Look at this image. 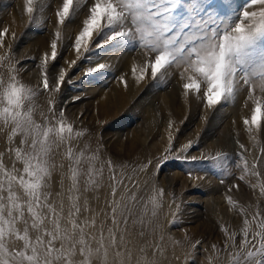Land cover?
I'll use <instances>...</instances> for the list:
<instances>
[{
  "label": "rangeland",
  "instance_id": "obj_1",
  "mask_svg": "<svg viewBox=\"0 0 264 264\" xmlns=\"http://www.w3.org/2000/svg\"><path fill=\"white\" fill-rule=\"evenodd\" d=\"M95 2L73 0L59 25L63 0H34L31 15L22 0H0L2 40L15 14L25 23L7 37V65L0 62V84L11 69L19 89L0 125V264H264V61L236 65L233 95L209 109L221 89L203 80L200 88L195 58L152 79L155 64L145 65L158 58L134 34L110 39L120 25L78 54L74 36ZM217 6L218 18L197 20L206 30L188 35L207 37L204 48L219 54L225 29L232 34L244 11L264 8L254 0ZM46 40L57 44L54 62L35 53ZM256 47L264 50V37ZM136 61L146 75L140 85L131 81ZM124 82L129 103L120 113L108 98ZM241 114L252 127V153L226 125Z\"/></svg>",
  "mask_w": 264,
  "mask_h": 264
},
{
  "label": "snow or ice",
  "instance_id": "obj_2",
  "mask_svg": "<svg viewBox=\"0 0 264 264\" xmlns=\"http://www.w3.org/2000/svg\"><path fill=\"white\" fill-rule=\"evenodd\" d=\"M254 2L264 8V0H254ZM33 3L34 0H26V12L29 15L34 12ZM224 3L226 4V2ZM72 5L73 0H63L62 7L55 11L59 25H64L70 17ZM117 5L124 9L123 15L121 7ZM105 10L108 13L107 25L103 15ZM125 17L130 18L133 31H126L125 26L128 25V20ZM213 17L218 18L217 0H115V2L113 0H96L95 4L90 7L89 15L83 21L82 30L75 39L74 48L78 54L81 49L86 53L89 50L93 33L97 35L104 28L120 25L123 30L117 31L110 39L134 34L139 40V46H143L158 58L159 63L154 61L145 65V68L152 69L155 64L156 72L152 75V79H155L159 73L166 75L168 71L173 70L174 65L183 67L186 56L188 61L195 58L196 64L201 66L196 69L201 77L197 81L200 88L201 80H203L206 82V88H213L215 85L221 89L216 102L207 104L205 97L207 107L212 109L233 95L237 87L236 77L239 75L236 72V65L243 66L257 58L264 61V50L257 51L256 47L257 41L264 37V12L244 11L240 23L231 29L232 34H228V29H225V44L219 54L211 48L207 50L204 48L203 42L207 37L192 38L188 35L189 29H193V32L206 30L201 27V24L196 23L197 20L206 22ZM210 27L212 35L215 37L219 30L215 28L214 24ZM56 36L59 38L60 33L57 32ZM197 44H200L199 48L196 46ZM51 48L54 53L58 54L55 42L51 44ZM55 60V55H53L51 61ZM170 65L173 67L170 68ZM104 67L105 65L99 66L100 69ZM218 67L219 72H217ZM46 75L49 76L48 71ZM66 76L67 73L61 76L57 91L62 87ZM136 79L137 82L143 80V74ZM193 91L200 93L196 90ZM67 127L72 129L70 124ZM61 131H63V127ZM187 147L192 148L191 144ZM159 166L160 163H158ZM49 247H51V242Z\"/></svg>",
  "mask_w": 264,
  "mask_h": 264
},
{
  "label": "bare ground",
  "instance_id": "obj_3",
  "mask_svg": "<svg viewBox=\"0 0 264 264\" xmlns=\"http://www.w3.org/2000/svg\"><path fill=\"white\" fill-rule=\"evenodd\" d=\"M22 5H21V9H22V11L24 12V11H26V0H22V3H21ZM26 15H28V14H26ZM14 23H12L11 24V26L9 27V32L7 33V37L10 39V34H12V33H15L17 30V28L18 27H20L22 24V27H24V25H25V23L22 21V18L19 16V14L17 13V14H15L14 15ZM11 20V19H10ZM56 21H57V17H56ZM57 26V25H56ZM82 30V28H79V30L77 29V34L74 36V38L76 39V37H77V35L79 34V32ZM95 33H93V35H92V38H91V41L95 38ZM5 38L4 40H2L1 38H0V62L2 61L4 64H5V62H7L6 60H5V56H7V54H8V51H9V49H11V43L8 41V38ZM54 41L53 40H46V41H41L37 46H36V48H35V53L36 54H40V56L42 55V56H44L46 59L45 60H47L48 62H50V60H51V57L53 56V55H55V57H56V53H54V51H53V49L51 48V44L53 43ZM81 51L83 52V49H81ZM9 56V55H8ZM7 56V57H8ZM6 57V58H7ZM24 57H26L24 54L22 55V57L21 58H24ZM5 61V62H4ZM74 62H75V60H74ZM137 62V61H136ZM7 65V63L5 64V66ZM130 65V64H129ZM131 66V65H130ZM8 67V66H7ZM6 67V68H7ZM9 68V67H8ZM132 69L134 70L135 69V71H131L130 72V74H131V81H133V83L134 84H137V85H140L141 83H143L144 81H145V79H146V75L144 74L145 72H143V70H142V68H141V66H140V64L137 62V63H132ZM10 70L11 69H9V71H7V69H6V72L4 71V68H3V71L9 76H11V74H10ZM143 74V76H144V79L143 80H141V81H139V82H137V79H136V77H139V76H141ZM3 76V75H2ZM9 76V77H10ZM127 76V75H126ZM6 78L5 79V81L6 82H4L3 84H0L1 86H0V125L2 124V123H5V120L4 119H6V118H8L10 115L8 114V111L6 110V109H4V105L5 104H9L10 105V103H11V106H13V104H15L14 102V100H15V96H16V92L19 90V89H17L16 88V85L13 83V79H12V77H11V79L10 78ZM2 78H4V77H2ZM32 77L30 76V75H26L25 76V78H24V80L27 82V80H32L31 79ZM33 80H36V79H33ZM34 82V81H33ZM135 87V86H134ZM18 93V92H17ZM17 97V96H16ZM108 98V97H107ZM109 100H110V104L114 107V108H116V110L118 111V112H120L121 113V111L122 110H124L125 109V107L128 105V103H129V101H128V90H127V87H126V82H124L123 84H121V86L120 87H118V88H115L110 94H109V98H108ZM107 103V101L106 102H102V104H101V106H104V104H106ZM42 105L44 106V100L42 101ZM42 106V107H43ZM36 107V106H35ZM37 108V107H36ZM35 108V109H36ZM49 108V107H48ZM107 108V107H106ZM42 108H41V103H39V110H41ZM45 111V110H44ZM33 112V111H32ZM37 112H38V110H37ZM40 113H43V112H40ZM34 115H36V113L34 114ZM41 114H39V115H36L35 117L37 118V119H40V118H42V116H40ZM246 116V115H245ZM245 116L243 115V114H241V115H238L235 119H233V120H230L229 118L227 119V123H226V125L227 126H231V127H233L234 128V130L236 129L237 131H240V133L243 135V137H244V143H245V146H246V149H247V151H254V149H255V146H254V144L251 142V140H249V138L247 137V135H251L252 137H254V135H253V133L251 132V129H252V127L250 126V124L248 123V121L246 120V118H245ZM11 117V116H10ZM31 117V116H30ZM34 117V116H33ZM33 117H32V119H33ZM47 117V116H46ZM31 119V120H32ZM9 120H12V119H8V121ZM30 120V121H31ZM4 121V122H3ZM43 121V120H42ZM46 121H47V119H46ZM45 121V122H46ZM10 122V121H9ZM8 122V123H9ZM34 122V121H33ZM33 122H32V124H33ZM30 124H31V122H29ZM28 123V124H29ZM35 123V122H34ZM28 124H27V126H28ZM4 125V124H3ZM25 125V124H24ZM36 126V125H35ZM35 126H33V127H35ZM36 128V127H35ZM31 130H33L34 131V128L32 129V128H30ZM38 129V128H37ZM36 129V130H37ZM24 130V129H23ZM35 130V131H36ZM39 130V129H38ZM34 131V132H35ZM24 134V133H23ZM32 135V134H31ZM1 136V135H0ZM21 137H22V135H21ZM2 138H3V136H2ZM255 139V138H254ZM1 141V140H0ZM4 142V141H3ZM2 142V143H3ZM43 142V141H42ZM1 143V144H2ZM38 143V142H37ZM0 144V145H1ZM39 144V143H38ZM4 145V144H3ZM31 145V144H30ZM29 145V146H30ZM40 145V144H39ZM44 145V144H43ZM2 147H4V146H2ZM26 147H27V145H26ZM42 147V146H41ZM38 148V147H37ZM39 148H40V146H39ZM39 148L37 149V150H39ZM1 149H3V148H0V150ZM33 149V148H32ZM31 149V150H32ZM36 149V148H35ZM92 149H94V147L92 148ZM43 150V149H42ZM94 151V152H93ZM92 151V153H90V154H92V156L95 154V150H93ZM1 152V151H0ZM34 152V151H33ZM32 152V153H33ZM38 153V152H37ZM252 153V152H251ZM41 154V153H40ZM25 155H27V154H25ZM29 155V154H28ZM27 155V156H28ZM32 155V154H31ZM34 155V154H33ZM91 156V157H92ZM37 157V156H36ZM39 158H40V156H39ZM95 158V157H94ZM36 159V158H35ZM30 160V159H29ZM33 160V159H32ZM39 160V159H38ZM42 160V159H41ZM90 160V159H89ZM36 161V160H35ZM34 161V162H35ZM40 161V160H39ZM36 163H38L39 165L40 164H42V161H41V163H39L38 161L36 162ZM37 164V165H38ZM38 165V166H39ZM40 167V166H39ZM43 167V166H42ZM44 167H46L45 165H44ZM41 168V167H40ZM40 168L38 169V170H40ZM44 169V168H43ZM45 171V174H46V169L44 170ZM40 172V171H39ZM38 173V172H37ZM36 173V174H37ZM41 173V172H40ZM39 174V173H38ZM44 174V173H43ZM43 174H41V175H43ZM45 174H44V176H45ZM35 175V174H34ZM40 175V174H39ZM36 176H38V175H36ZM43 176V177H44ZM88 176H90L89 174H88ZM88 176H87V178H88ZM32 177H34V176H32ZM41 177V176H40ZM38 178V177H37ZM47 178V177H46Z\"/></svg>",
  "mask_w": 264,
  "mask_h": 264
},
{
  "label": "clouds",
  "instance_id": "obj_4",
  "mask_svg": "<svg viewBox=\"0 0 264 264\" xmlns=\"http://www.w3.org/2000/svg\"><path fill=\"white\" fill-rule=\"evenodd\" d=\"M217 72H219V67H218V69H217ZM219 96V93H217V97Z\"/></svg>",
  "mask_w": 264,
  "mask_h": 264
}]
</instances>
